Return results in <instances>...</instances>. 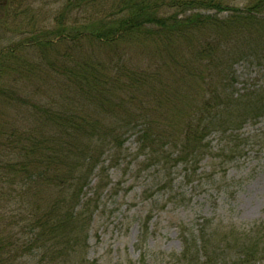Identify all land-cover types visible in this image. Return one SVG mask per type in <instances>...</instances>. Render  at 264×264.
<instances>
[{
    "label": "trees",
    "instance_id": "16d2710c",
    "mask_svg": "<svg viewBox=\"0 0 264 264\" xmlns=\"http://www.w3.org/2000/svg\"><path fill=\"white\" fill-rule=\"evenodd\" d=\"M89 2L94 16L88 22L67 21L66 15L71 17ZM225 4L224 0H69L51 30L33 32L29 40L44 64L24 62L16 73L24 82L44 69L62 76L56 87L65 96L47 104L35 102L29 125L20 114L14 120L0 109V201L18 205L15 221L14 210L9 219L10 229L16 228L20 237L11 232L0 237V264L16 263L32 253L39 254L40 264L68 259L88 221L85 215H76L83 190L100 165L104 146L123 145V129L136 122L143 125L142 142L151 157L164 156L166 147L178 144H183L180 154L185 155L206 138L208 127L221 120L213 116L220 107L226 106L227 113L235 111L237 104H231L227 92L233 65L256 55L264 59V0H250L243 11L233 8L225 19L201 13L221 12ZM85 40L91 41L94 59L91 53L72 51L78 47L71 49L73 42ZM60 44L64 50L57 48ZM19 46L0 50V105H31L25 92L1 84L5 72L15 73L8 60L17 59ZM147 46H152L147 52L155 57L151 65L147 63L149 69L124 64L108 69L106 59L114 60L113 52L123 60L125 50L146 51ZM137 94L154 101L153 106L133 103ZM177 100L185 106L180 126L163 121L168 116L158 110ZM245 249V260L260 253L256 241ZM188 254L187 247L183 258L190 262ZM208 264L218 263L211 259Z\"/></svg>",
    "mask_w": 264,
    "mask_h": 264
},
{
    "label": "rangeland",
    "instance_id": "374dc122",
    "mask_svg": "<svg viewBox=\"0 0 264 264\" xmlns=\"http://www.w3.org/2000/svg\"><path fill=\"white\" fill-rule=\"evenodd\" d=\"M249 1L224 0L223 11L201 13L225 19L233 8L245 10ZM68 3L0 0V50L21 45L17 59L8 60L15 73L5 72L1 84L31 97V105H0L11 119L18 120L20 114L29 125L35 102L47 104L50 99L65 96L56 87L62 76L44 69L24 82L16 70L24 62L44 64L39 50L30 42L31 35L51 30ZM5 4L8 6L2 9ZM92 16L91 2L81 10L75 9L71 17L66 15L70 23L88 22ZM88 41L70 46L78 47L73 52L91 53L94 59V48ZM61 44L57 48L64 50ZM147 47L146 51L125 50L123 60L113 52L114 60L106 59L108 69L114 71L123 64L149 69L155 57L147 52L152 46ZM257 56L233 65L227 92L231 104H237L233 106L235 111L227 113L226 106L220 107L219 113L223 114L213 116L221 120L208 127L206 138L188 154L181 155L183 144H178L166 147L164 156L160 153L151 157L142 142L144 126L138 122L120 132L121 147L109 143L104 146L100 165L90 174L77 206L76 215L83 214L88 221L76 237L79 245L61 264H208L211 259L218 264H264V59ZM135 98L133 103L145 101V106H153L154 101L140 94ZM258 100L261 104L253 108L245 106ZM165 104L158 108L160 114L168 116L163 121L180 126L185 106L178 100L176 104ZM17 209L15 203L0 201V237L11 232L20 239L16 228L10 229L9 217L14 210L15 221ZM255 241L260 253L253 260H245L242 253ZM187 247L190 262L183 258ZM39 258V254L32 253L13 264H40Z\"/></svg>",
    "mask_w": 264,
    "mask_h": 264
}]
</instances>
